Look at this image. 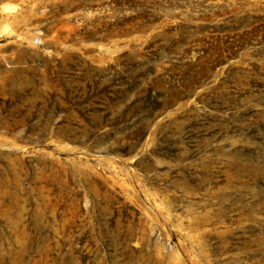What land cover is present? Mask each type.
Wrapping results in <instances>:
<instances>
[{
	"label": "rangeland",
	"instance_id": "rangeland-1",
	"mask_svg": "<svg viewBox=\"0 0 264 264\" xmlns=\"http://www.w3.org/2000/svg\"><path fill=\"white\" fill-rule=\"evenodd\" d=\"M9 73L16 81L0 108L11 96L66 93L80 107L72 116L87 119L103 139L54 134L49 145L40 136L20 142L31 148L27 156L62 164L70 194L33 193L30 181L19 190L0 174V188L17 196L12 212L0 207V258L228 264L218 237L204 234L210 227L190 225L197 215L187 212L175 183L193 180L210 165L201 158L232 137L253 141L243 153L264 167V0H0V76ZM212 123L219 141L199 151L212 139ZM13 138L0 129V173L24 155L4 142ZM100 160L113 167L103 171ZM87 165L115 188L106 213L96 208L101 198L80 187L77 170ZM25 166L31 174L33 163ZM262 179L254 188L264 195ZM241 194L253 209L251 194ZM250 235L237 233L233 243Z\"/></svg>",
	"mask_w": 264,
	"mask_h": 264
},
{
	"label": "bare ground",
	"instance_id": "bare-ground-1",
	"mask_svg": "<svg viewBox=\"0 0 264 264\" xmlns=\"http://www.w3.org/2000/svg\"><path fill=\"white\" fill-rule=\"evenodd\" d=\"M9 59L11 58H5V61ZM14 77L15 74L12 73L0 76V80L3 81V84H0V96L8 92L10 84H15ZM33 94H37V91ZM37 97L40 96L37 95ZM43 97L41 96L40 100L28 96H20L18 99L11 96L8 100H4L0 108V129L14 136L12 140L5 139L4 142L12 149L22 150L24 154L11 162H6V168L0 173L6 177V181L1 182L8 183L7 176H11L19 190H25L24 182L30 181V190L33 193L47 191L52 195H69L68 184L61 179L64 171L62 164L49 157L27 156L31 148L22 146L20 142H26L27 139L32 142L35 141L36 136H40L44 138L46 145H49L48 142H51L54 134L71 140H79L88 134L96 135L97 143H100L103 138L97 137L99 133L97 127L90 122L85 123L87 119L79 122L72 116L70 113L72 108L80 109L73 97L56 92ZM117 106L118 104H115V111ZM62 111H68L67 115L61 122L53 123L55 114ZM216 126L211 124L212 139H204L199 146V151L208 148L213 141H219L218 135L213 132ZM225 142L226 144L223 141L220 142L211 149L209 155L201 158L203 162L210 165L197 168V176L193 180L182 176L175 185L185 192L183 203L187 212L197 215L190 225L194 229L202 226L210 227L204 231L205 236L218 237L216 248L221 250L220 257L226 255L225 260L228 264H250V262L264 264V195L260 192V187L254 188V185L258 186L263 180L264 167L259 159L243 153L244 149L255 147L253 141H243L241 138L232 137ZM135 151L136 147L131 146L128 154ZM164 159V155L161 154L159 156L161 164L168 166ZM0 161H3L1 154ZM26 161L33 163L31 174L25 166ZM99 162L103 171H107V167L109 169L113 167V163L109 161L100 160ZM34 163L37 164L34 165ZM55 167L60 170L56 171ZM77 171L83 181L80 187L91 191L96 198H101L96 208L105 213L109 211L110 203L113 202L114 186L110 185L108 179L102 177L92 165H87L82 173ZM58 185L62 187L57 189ZM243 192L251 194L249 200L253 203V209L244 205L247 197L241 194ZM16 197L15 194L4 192V188H0V207L2 206L6 212H12ZM73 206L80 208L81 203L73 204ZM116 224L120 225V222L117 221ZM126 227L130 232L133 226L130 224ZM240 232L251 235L245 236L247 239L243 238L245 242L241 244L242 246L239 243L237 246L233 240L235 234ZM230 251L234 252L229 253ZM30 262H33L31 257L27 258L24 255L10 259L0 258V264H29ZM34 264H50V261L47 257L34 261Z\"/></svg>",
	"mask_w": 264,
	"mask_h": 264
}]
</instances>
